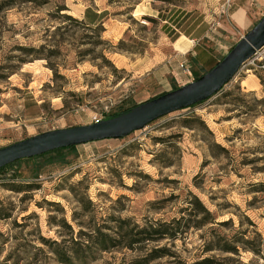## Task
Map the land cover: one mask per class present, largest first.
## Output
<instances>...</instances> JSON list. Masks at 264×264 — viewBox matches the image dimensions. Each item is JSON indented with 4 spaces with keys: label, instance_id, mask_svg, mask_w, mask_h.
Listing matches in <instances>:
<instances>
[{
    "label": "rangeland",
    "instance_id": "obj_1",
    "mask_svg": "<svg viewBox=\"0 0 264 264\" xmlns=\"http://www.w3.org/2000/svg\"><path fill=\"white\" fill-rule=\"evenodd\" d=\"M239 10L244 29L232 19ZM263 17L264 0H0V149L94 124L194 82ZM261 185L264 54L210 99L125 138L0 171V264H62L55 248L75 239L85 249L99 233L123 243L94 249L86 264H264V245L261 256L241 246L239 256L204 251L213 229L229 239L258 232L264 241ZM193 195L229 225L195 229L203 215L191 214ZM174 219L182 230L192 226L176 241L160 234L177 228ZM161 251L167 255L158 258Z\"/></svg>",
    "mask_w": 264,
    "mask_h": 264
},
{
    "label": "water",
    "instance_id": "obj_2",
    "mask_svg": "<svg viewBox=\"0 0 264 264\" xmlns=\"http://www.w3.org/2000/svg\"><path fill=\"white\" fill-rule=\"evenodd\" d=\"M263 47L264 17L213 69L198 80L94 124L47 132L2 148L0 169L61 148L125 138L166 115L202 103L220 92Z\"/></svg>",
    "mask_w": 264,
    "mask_h": 264
},
{
    "label": "trees",
    "instance_id": "obj_3",
    "mask_svg": "<svg viewBox=\"0 0 264 264\" xmlns=\"http://www.w3.org/2000/svg\"><path fill=\"white\" fill-rule=\"evenodd\" d=\"M24 1L28 2V1H32V0H24ZM67 17H69V16H67ZM68 19H70V18H68ZM77 23H79L81 25H86L89 28L93 27V28L98 29V28L102 27L101 25L93 26L90 23H88V24L87 23H83V22H77ZM199 56H200V54L197 55V57H199ZM218 63L219 62H217L216 65ZM215 66H213L211 69H213ZM209 71H207V72H209ZM201 77H199V76L195 77L194 81L198 80ZM177 89L178 88L176 87L175 90H177ZM164 94H162V95H164ZM157 97H159V96H157ZM157 97H155V98H157ZM198 104H200V103H198ZM196 105L197 104H195V105H193L191 107H194ZM76 147L77 146L61 148V149H58V150L43 154V155L38 156V157H33V158H30V159H36V158L43 157V156H46V155H49V154L59 153V152L64 151V150L75 149ZM218 147L222 151H226L224 148H222L220 146H218ZM23 160H26V159H23ZM20 161H22V160H19V161L15 162V163H18ZM15 163L10 164V165H8L6 167H3L2 169H0V171L6 169L7 167H9L11 165H14ZM260 187L262 188L261 191H264V185H261ZM192 198H193V200H192L191 204L194 205L195 212L191 213V214H193L195 217L203 215V218L199 222H197L195 224V226H194L195 229H197V230L203 229L204 227L208 226L209 224H217L220 227L229 225L230 222L216 223L215 218L212 216L211 212L203 204V202L195 195H193ZM185 211H188V210L186 209ZM181 221H182V219H179V220L174 219L172 221V224L177 225V228L173 229L171 233L168 232V230L160 232L161 236L163 238H169L172 241H176L179 238L180 235L186 233V229H189L190 227H192V226H186V228L182 230V228H180L181 226H179L181 224ZM126 222L127 221H122L121 223L122 224H126ZM66 226H68V225H66ZM162 226L165 227L166 225L163 224ZM68 227H70V226H68ZM146 231H147L146 229L145 230L144 229L143 230H138L137 233L135 234V236H141V235L145 234ZM211 232H212V235L214 234V236L212 237V239L209 240V242L206 244V246L204 248V251L207 252V253L208 252L218 251V252H221V253H224V254H233L235 256H239L240 255V251H239L238 247L241 246L244 250L251 251L256 256H261L262 250H260V248L263 247L264 241L262 239L261 234L258 233V232L254 233V235H255L254 238H247V234L246 233L240 232V233H237L236 235H234L231 239H229L227 237H221L219 235H216L214 233L215 232L214 229ZM142 240H139L138 242H134V240H128L127 241L128 244H126V245L128 247H132L131 246L132 244L139 243ZM147 240H149V239H147ZM87 241L90 243V245L86 244L87 246L84 247L85 249H82L80 247V245H82V244H80L79 241L73 239V240H71L72 244L70 246H67L64 249H62L60 246H58L57 248H55L53 250V252L55 253L58 261L60 263H62V264H74V261H78L79 263L86 264L87 258L90 259L89 255H91L93 253L94 249L96 251H99V252H104V251H108L111 248L118 247L119 245H121L123 243V240L121 242V240H118L117 238H113V237H111L108 234H100V233L97 236L89 235ZM65 243H67V242H64V244ZM82 251H84V253L88 252V254H82ZM161 252H162V254L160 256H157L158 258L159 257H165L167 255L166 252H163V251H161ZM214 263H215V261L212 258H205L204 260H201V261L197 262L196 264H214Z\"/></svg>",
    "mask_w": 264,
    "mask_h": 264
},
{
    "label": "built area",
    "instance_id": "obj_4",
    "mask_svg": "<svg viewBox=\"0 0 264 264\" xmlns=\"http://www.w3.org/2000/svg\"><path fill=\"white\" fill-rule=\"evenodd\" d=\"M263 54H264V47H263L261 50L257 51V52L255 53V55L253 56V58H252L251 60H249L247 64H251V65H253L257 59H259V60L262 59V55H263ZM179 67H180V69H181V71H182V74H183L186 78H191V76H192V71H191V68H190V66L187 64L186 61L182 62V63L180 64ZM192 81H194V80H191V82H192ZM188 82L190 83V81H188Z\"/></svg>",
    "mask_w": 264,
    "mask_h": 264
},
{
    "label": "crops",
    "instance_id": "obj_5",
    "mask_svg": "<svg viewBox=\"0 0 264 264\" xmlns=\"http://www.w3.org/2000/svg\"><path fill=\"white\" fill-rule=\"evenodd\" d=\"M243 14H241V11L239 10V11H237V12H235L233 15H232V19H233V21H235V24H236V26L239 28V29H244V28H246L247 27V22H246V18H244V19H242L241 20V16H242ZM186 38V37H185ZM187 39V38H186ZM191 43L190 44H188V46L187 47H189L186 51L187 52H189L192 48H194V44L192 43V41H190ZM198 55V54H197Z\"/></svg>",
    "mask_w": 264,
    "mask_h": 264
}]
</instances>
